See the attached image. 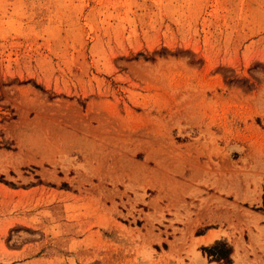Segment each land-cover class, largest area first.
I'll list each match as a JSON object with an SVG mask.
<instances>
[{
	"label": "rangeland",
	"instance_id": "obj_1",
	"mask_svg": "<svg viewBox=\"0 0 264 264\" xmlns=\"http://www.w3.org/2000/svg\"><path fill=\"white\" fill-rule=\"evenodd\" d=\"M207 227L264 264V0H0V264H225Z\"/></svg>",
	"mask_w": 264,
	"mask_h": 264
},
{
	"label": "trees",
	"instance_id": "obj_2",
	"mask_svg": "<svg viewBox=\"0 0 264 264\" xmlns=\"http://www.w3.org/2000/svg\"><path fill=\"white\" fill-rule=\"evenodd\" d=\"M203 251L208 252V255L214 256L217 260H223L225 264H230L231 247L223 240L215 241L208 248L204 247Z\"/></svg>",
	"mask_w": 264,
	"mask_h": 264
},
{
	"label": "crops",
	"instance_id": "obj_3",
	"mask_svg": "<svg viewBox=\"0 0 264 264\" xmlns=\"http://www.w3.org/2000/svg\"><path fill=\"white\" fill-rule=\"evenodd\" d=\"M212 231H216L217 233H218V228H216V227H207L206 229H204L202 232H199V233H196L195 235H194V238L195 239H197V238H204V242L205 243H208V242H210V243H208V244H204V243H198V247L200 248V247H202V246H208V245H212L215 241H217V240H223L222 239V235H217V236H215L214 238L212 237L215 233H212ZM211 234H213V235H211ZM211 235V236H210ZM216 235V234H215ZM212 237V238H211ZM211 238V240H209ZM213 239V240H212ZM202 240V239H201ZM223 241H225V240H223ZM228 244V243H227ZM210 245V246H211ZM229 245V244H228ZM209 247V246H208ZM231 247V246H230ZM231 253H232V249H231V252H230V255H231Z\"/></svg>",
	"mask_w": 264,
	"mask_h": 264
}]
</instances>
